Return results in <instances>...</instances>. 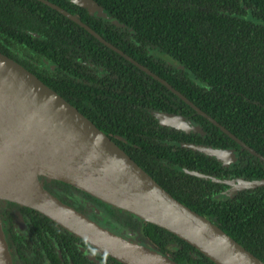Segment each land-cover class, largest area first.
Listing matches in <instances>:
<instances>
[{
  "label": "trees",
  "instance_id": "obj_1",
  "mask_svg": "<svg viewBox=\"0 0 264 264\" xmlns=\"http://www.w3.org/2000/svg\"><path fill=\"white\" fill-rule=\"evenodd\" d=\"M49 1L76 15L264 156V0H94L123 27L90 14L71 0ZM0 52L75 106L173 197L210 219L264 262V187L236 202L215 198L218 186L213 190L212 187L216 182L196 175L182 176L176 172L182 191L170 182L166 168L174 164L212 175L219 161L181 146L188 139L170 137L168 128L152 120V112H174L172 104L192 112L159 81L37 0H0ZM161 54L172 57L180 67L162 59ZM107 56L112 74L119 78L122 71L127 72L125 81L118 82L127 88L108 94L104 88L100 93L87 76L82 77L86 82L75 80L74 75L81 74L75 63L77 58L94 62L95 57L102 60ZM45 59L54 66L53 71L37 64ZM84 69L82 66V73ZM142 78L144 82H140ZM200 118L206 130L211 127V140L224 137L223 145H237L212 123ZM171 140L176 142L172 148L168 143ZM241 156L244 161L241 159L238 167L248 163L246 172L264 174L262 161L245 150ZM168 159L175 161L169 164ZM186 180L198 191L203 189L204 182L210 191H200L202 195L195 201L185 194ZM128 213L123 221L135 228L133 214ZM135 218L140 221L138 228L144 239L134 234L139 241L152 242L163 254L164 246L174 243L177 253L171 259L179 264H214L167 230ZM116 220L115 225L123 224ZM108 226L119 231L117 226Z\"/></svg>",
  "mask_w": 264,
  "mask_h": 264
},
{
  "label": "water",
  "instance_id": "obj_2",
  "mask_svg": "<svg viewBox=\"0 0 264 264\" xmlns=\"http://www.w3.org/2000/svg\"><path fill=\"white\" fill-rule=\"evenodd\" d=\"M37 1L75 22L103 45L159 81L264 163V156L163 78L106 41L76 15L49 0ZM71 1L85 7L92 15L124 26L116 18L109 17L94 0ZM161 57L180 67L169 55L161 54ZM155 115L161 125L185 131L199 130L181 115L164 112H155ZM183 145L219 161L226 162L234 156V152L222 148ZM39 177L68 183L111 207L126 210L143 222L161 227L193 246L214 264H264L210 219L174 198L75 106L0 52V200L34 209L124 264H179L149 242L139 241L133 233H119L61 201L43 187ZM263 184L264 181H259L251 186ZM168 249L173 251L177 246ZM0 264H13L1 218Z\"/></svg>",
  "mask_w": 264,
  "mask_h": 264
},
{
  "label": "flooded vegetation",
  "instance_id": "obj_3",
  "mask_svg": "<svg viewBox=\"0 0 264 264\" xmlns=\"http://www.w3.org/2000/svg\"><path fill=\"white\" fill-rule=\"evenodd\" d=\"M107 58L109 57L107 56L105 59L100 60L99 57H95L94 62L90 59L82 60L80 58H77L75 60V63L81 74L74 75L75 80L86 82L87 80H83L82 77L87 76L91 80L90 83L96 89L101 90L100 93H102V90L104 88L107 94L111 90L118 89L119 91H121L127 88V86L125 85L118 84V82L125 81L123 77L127 72L125 70L122 71L119 78L117 77V74H112V69L107 64ZM37 64L40 66L46 65V68L49 69V71H53L54 69V66L50 65L49 61L46 59L43 60V62H37ZM82 66H85V73H82ZM140 82H144L143 78L140 79ZM117 97L120 98V96ZM123 99V101L127 103V96H124ZM108 104L109 101L107 100L106 105ZM173 108L175 110L174 112H172V114L183 116L193 128H197L199 130L185 131L176 129L174 127L161 125L159 123V119L156 117L157 115H155V112L151 113L154 117L152 118V120H154L159 126L168 128V131H171L170 137H179L184 140L188 139V141H183L181 143V146L185 147L183 145L185 143L200 144L202 146H209L213 149L222 148L234 152V156L228 159V161L224 162L218 160V169L214 170L212 175L205 174L197 170H191L187 167H180L176 164L172 165V167L170 168H166L169 171L168 177L170 179V182L176 185L174 186L175 189L177 188L176 190L182 191L180 189V186H178L179 181H182L181 179H179L180 177L177 176L176 172H178L182 176H184L185 174L194 176L196 175L203 180L215 181L216 185L212 187V190L217 189L218 186V191L214 193L213 196L219 200L224 201L235 200L236 202H238L240 201L241 197H248V194L250 193L254 195L259 188L264 187V184L251 186L252 183L264 181V174L262 172H254L252 170L246 172L245 167L248 166V163H246V157V164L244 165L243 163L241 165L242 167H238V164L241 163V159H243L241 156V152L245 149L242 148L238 143H236L228 134L221 131L219 127L213 124L217 129L226 134L228 138L232 139L237 145L233 143H227L228 145H223L224 137H215V139L211 140V127L210 130H206L203 127L204 120L200 118L201 115L196 113L191 107L190 109L192 110V112L187 109H184L183 111L181 107H175V105L173 106L172 104V109ZM98 115L100 114L96 113V116ZM222 126L224 127V125ZM227 130L231 132L229 129ZM190 141H193V143ZM210 142H213V144ZM168 143L172 148L174 147L176 142L171 140ZM193 151L205 154L200 150ZM212 158L217 160L215 157ZM174 161L175 160L173 159H168L169 164H172V162ZM201 175L202 177H200ZM39 178L46 190L59 198L61 201L69 204L76 210L80 211L82 214L88 216L90 219L99 221L103 224H109L112 227L117 226L116 228L119 229V233H133V235L136 234L138 239L140 238L144 240L140 234L142 230L141 228H138V226L140 225V221L135 218V216L132 215L131 220L132 222H135L134 225L137 228H131L127 226V224L123 221L128 215H130L128 212H126V210H123L124 212H122V214H119L117 212L118 208H112L105 202L89 195L88 193L78 188L73 187L68 183L55 179H46L44 177ZM192 186L193 183L191 181H185V194L189 198L192 197L195 201L198 200L202 193L207 194L208 191H210L208 186L206 187V184L204 182L202 183L203 189L199 188V191L198 189H194V187ZM200 191H202V193ZM178 195L181 196V192L178 193ZM259 214L262 215V211L259 212ZM0 218L2 220V227L8 243L13 264H124L109 256L108 254L98 250L96 247L78 238L74 234L66 231L60 225L44 216L43 214L35 211L34 209L21 206L6 200H0ZM115 219H117V222L121 221L123 224L125 223L126 226H122L123 224L115 225L113 223ZM136 236L134 235V237ZM150 244L152 246L154 245L152 242ZM172 245L175 244L171 242L167 243L164 246V250L170 258L175 256L177 253L176 250L172 251L168 249V247H172Z\"/></svg>",
  "mask_w": 264,
  "mask_h": 264
},
{
  "label": "rangeland",
  "instance_id": "obj_4",
  "mask_svg": "<svg viewBox=\"0 0 264 264\" xmlns=\"http://www.w3.org/2000/svg\"><path fill=\"white\" fill-rule=\"evenodd\" d=\"M2 221V220H1Z\"/></svg>",
  "mask_w": 264,
  "mask_h": 264
}]
</instances>
